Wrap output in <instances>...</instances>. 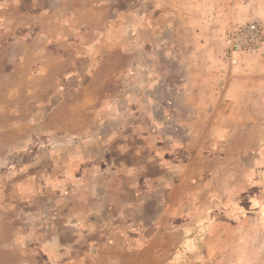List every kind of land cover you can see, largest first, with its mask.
Here are the masks:
<instances>
[{
    "label": "rangeland",
    "instance_id": "1",
    "mask_svg": "<svg viewBox=\"0 0 264 264\" xmlns=\"http://www.w3.org/2000/svg\"><path fill=\"white\" fill-rule=\"evenodd\" d=\"M251 20L0 0V264H264V43H225Z\"/></svg>",
    "mask_w": 264,
    "mask_h": 264
},
{
    "label": "built area",
    "instance_id": "2",
    "mask_svg": "<svg viewBox=\"0 0 264 264\" xmlns=\"http://www.w3.org/2000/svg\"><path fill=\"white\" fill-rule=\"evenodd\" d=\"M225 43L227 58L237 62L240 55L257 50L264 43V21L232 24L225 33Z\"/></svg>",
    "mask_w": 264,
    "mask_h": 264
},
{
    "label": "crops",
    "instance_id": "3",
    "mask_svg": "<svg viewBox=\"0 0 264 264\" xmlns=\"http://www.w3.org/2000/svg\"><path fill=\"white\" fill-rule=\"evenodd\" d=\"M243 6H246V4H245V5H243ZM209 54H211V53L209 52ZM230 85H231L230 83H228V84L226 83V85H225V86H226L227 88H229V87H230ZM223 86H224V85H223Z\"/></svg>",
    "mask_w": 264,
    "mask_h": 264
}]
</instances>
